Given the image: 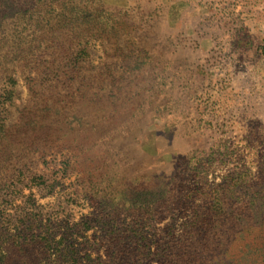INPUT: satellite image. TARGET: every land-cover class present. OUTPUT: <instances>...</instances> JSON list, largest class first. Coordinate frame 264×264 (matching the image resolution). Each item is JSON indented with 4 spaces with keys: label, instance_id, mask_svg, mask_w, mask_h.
<instances>
[{
    "label": "rangeland",
    "instance_id": "374dc122",
    "mask_svg": "<svg viewBox=\"0 0 264 264\" xmlns=\"http://www.w3.org/2000/svg\"><path fill=\"white\" fill-rule=\"evenodd\" d=\"M240 1L264 16L0 0L1 264L25 236L37 264H110L121 229L123 264H264V36Z\"/></svg>",
    "mask_w": 264,
    "mask_h": 264
},
{
    "label": "trees",
    "instance_id": "16d2710c",
    "mask_svg": "<svg viewBox=\"0 0 264 264\" xmlns=\"http://www.w3.org/2000/svg\"><path fill=\"white\" fill-rule=\"evenodd\" d=\"M7 8V7H6ZM0 67H2V65L0 64ZM209 217V214H207L206 219ZM198 218V217H197ZM111 221H113L112 223H115L116 218H112ZM110 221V222H111ZM206 221V220H204ZM197 222H194V224H192L190 226V230H193L196 227ZM23 226H25L24 222H21L20 224V231L19 234L23 233L25 229H23ZM26 228V227H25ZM107 233V231H106ZM127 233L126 230H119L116 233H114L116 236L115 238L111 239V245L108 246V250L112 251V256L109 257V261L110 264H123L122 260L125 256V251L127 250V247H129L130 242L127 240V237L125 236V234ZM0 236L1 235V231H0ZM32 237H35L36 239L39 237V235H32ZM23 245H19V243H16L14 245V252L12 253L11 257L9 256V258L7 259L8 263H13V264H37L36 261L37 259L34 257V254L32 253V250L34 249V243L32 241L31 237L25 236L23 237V241H22ZM42 251V249H41ZM1 252V251H0ZM203 256L201 258V261H207V263L209 264H228L225 263L224 260L221 259V257L219 255L216 254H210V255H201ZM73 263H75V259H73L72 261ZM129 261H127L126 264H128ZM182 263V262H180ZM0 264H1V260H0ZM231 264H245L244 262L241 261V259H237V260H232Z\"/></svg>",
    "mask_w": 264,
    "mask_h": 264
},
{
    "label": "crops",
    "instance_id": "0c3cea01",
    "mask_svg": "<svg viewBox=\"0 0 264 264\" xmlns=\"http://www.w3.org/2000/svg\"><path fill=\"white\" fill-rule=\"evenodd\" d=\"M256 1V0H254ZM261 5L257 4L256 2H254L252 7L249 8H245L244 7V3L240 1V3L237 2V6L235 8V11L237 14V17L243 16L244 14H248L246 18H248L249 20V26L246 28V25L243 26L242 30L244 33L245 39L247 38L248 35L251 36H256L259 39L262 38L264 36V24L261 22V19L264 18L263 13L261 12ZM261 40V39H260ZM245 44V40L242 42V45ZM250 45V43H247L245 46L248 48ZM242 51H246V48L241 49ZM251 52V51H249ZM256 63L255 66H253V68H257V69H263L264 68V57L263 59L259 58L258 60L255 61ZM261 72V71H260Z\"/></svg>",
    "mask_w": 264,
    "mask_h": 264
}]
</instances>
